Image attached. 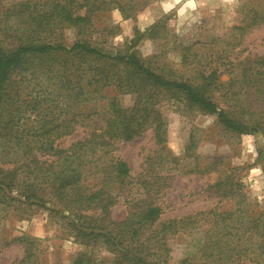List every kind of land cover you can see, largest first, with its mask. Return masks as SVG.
Segmentation results:
<instances>
[{"label":"trees","instance_id":"trees-1","mask_svg":"<svg viewBox=\"0 0 264 264\" xmlns=\"http://www.w3.org/2000/svg\"><path fill=\"white\" fill-rule=\"evenodd\" d=\"M151 1L27 0L6 9L0 21V226L11 209L37 206L68 214L64 217L70 233L87 247L70 264H169L168 240L178 234H193L198 240L197 250L178 264H264V210L244 198L235 175L238 168L219 170L209 185L222 199L235 202L225 210L163 220L155 199L168 177L148 168L149 177L139 175L142 197L127 188V216L118 221L109 216L130 178L128 164L111 156L109 148L149 129L157 144H163L170 100L215 116L233 136L264 130L262 58L234 63L236 58L231 61L228 54L229 61L222 64L227 67L219 72L198 63L200 52H193L190 60L187 47L180 70H174L139 55L142 36L123 54L104 53L93 45L96 15L118 8L130 17ZM252 3L241 5L246 13L237 29L242 32L264 25V0ZM67 29L77 37L70 45L62 41ZM101 61L113 69L98 66ZM128 70L130 76L122 75ZM225 72L229 78L224 81ZM35 74L42 84L29 91L24 82ZM17 75L22 89L9 102L8 88ZM109 90L115 94H107ZM119 93H133V104L123 106ZM7 105L11 108L4 117ZM51 108L60 113L53 114ZM29 111L36 112L32 126L25 122ZM62 116L66 118L60 121ZM77 126L86 129V136L61 148L58 137L70 135ZM6 162L13 168H4ZM14 243L23 244L25 254L12 264H39L38 238H7L0 231V249ZM99 244L110 257L95 253Z\"/></svg>","mask_w":264,"mask_h":264},{"label":"rangeland","instance_id":"rangeland-1","mask_svg":"<svg viewBox=\"0 0 264 264\" xmlns=\"http://www.w3.org/2000/svg\"><path fill=\"white\" fill-rule=\"evenodd\" d=\"M23 1L27 0H0V21L9 6ZM247 1L256 2L152 0L130 17L113 8L94 17L92 42L102 52L115 55L131 50L136 36H142L136 47L139 55L146 61L153 58L152 64H166L174 70H180L184 48L191 47L190 60L193 61V52H200L203 58L198 63L209 70L218 68L220 72L227 67L222 64L229 61L228 54L231 61L237 59L234 63L244 58L264 59V25L251 27L244 32L237 29L246 13H241V5ZM76 38L74 30L67 29L62 41L70 45ZM235 42H240V45L233 49L231 44ZM97 64L113 69L103 61ZM122 75L131 74L128 70ZM37 76L35 74L34 79L28 77L23 85L17 75L8 88L9 102L14 100L22 85H26L29 91L40 87L42 82ZM228 78L226 72L221 76L224 81ZM107 94L114 95L115 90H109ZM118 98L127 107L133 104L135 95L119 93ZM169 105L167 139L163 144H157L153 129H149L133 141H116L109 148L111 156L125 161L130 168V178L126 180L128 187L119 195L109 216L117 221L127 216V188H132L136 198L142 197L139 175L146 173L145 176L149 177L148 168H153L155 172L162 171L168 177L167 187L155 199L163 210V220L184 218L213 208L225 210L235 204L222 199L214 189L209 188L217 172L226 168H238L235 175L242 185L244 198L264 210V130L233 136L224 132L213 115L175 99L170 100ZM104 106L105 102L100 103V108ZM8 108L11 105L5 107L4 117ZM51 109L55 115L60 113L59 108ZM24 116L27 117L25 122L28 126L35 124L36 112L29 111ZM64 118L62 116L60 121ZM190 135L193 136L192 141ZM85 136L86 129L77 126L70 135L58 137L57 143L61 148H67ZM3 167L13 168V165L6 162ZM64 215L68 214H56L37 206L24 211L11 209L2 221L0 231L7 238L22 234L38 238L39 264H70L80 252L87 251V247L70 233ZM168 243L172 250L169 264H178L198 248V240L193 234H178L170 237ZM24 251L25 247L20 243L0 249V264L19 262ZM95 253L102 258L110 257L101 244L96 246Z\"/></svg>","mask_w":264,"mask_h":264}]
</instances>
